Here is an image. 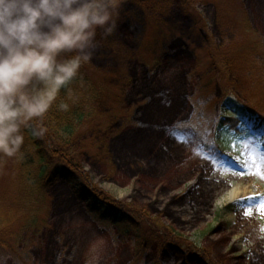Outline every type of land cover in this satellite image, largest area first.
I'll use <instances>...</instances> for the list:
<instances>
[{
  "label": "rangeland",
  "instance_id": "rangeland-1",
  "mask_svg": "<svg viewBox=\"0 0 264 264\" xmlns=\"http://www.w3.org/2000/svg\"><path fill=\"white\" fill-rule=\"evenodd\" d=\"M97 41L80 71L88 83L74 88L84 119L68 144L48 138L92 184L147 214L142 239L90 214L65 181L26 208L13 202L19 164L2 157L0 197L38 223L1 231L13 236L0 243V261L264 264V179L210 158L239 156L245 149L231 146L244 136L264 171V0H125L113 34ZM238 113L248 117L243 131ZM234 186L248 194L232 199Z\"/></svg>",
  "mask_w": 264,
  "mask_h": 264
},
{
  "label": "clouds",
  "instance_id": "clouds-1",
  "mask_svg": "<svg viewBox=\"0 0 264 264\" xmlns=\"http://www.w3.org/2000/svg\"><path fill=\"white\" fill-rule=\"evenodd\" d=\"M124 3L0 0V158L21 153L26 129L42 136L53 105L67 112L77 102L72 82L91 62L98 34L115 31Z\"/></svg>",
  "mask_w": 264,
  "mask_h": 264
},
{
  "label": "trees",
  "instance_id": "trees-1",
  "mask_svg": "<svg viewBox=\"0 0 264 264\" xmlns=\"http://www.w3.org/2000/svg\"><path fill=\"white\" fill-rule=\"evenodd\" d=\"M81 81L88 83V78L80 72V75L72 82L71 87L75 88ZM84 93L86 95L84 99L90 101L95 96L96 90L87 86ZM61 95H64L63 91ZM69 103L71 106L67 112L60 110L57 105H53L47 116L42 118L45 128L42 136H33L32 129L25 130V144L21 153L17 157H13V160L19 164L17 170L20 173V177L15 181V188L17 187L19 192L17 200H13V202L16 201L26 208L28 202H38L36 196L42 197L41 193L50 183L63 180L70 185L77 198L84 201L91 211L104 216L105 220L115 225L120 231L126 234L134 232L142 239L140 226L142 223L148 222L147 214L142 211L130 213V208H126L124 203L92 184L89 174L82 165H75L65 157L69 153L65 151L60 153L51 147V141L59 145L68 144L69 139L71 140L75 134L76 127L87 113L81 111L82 104L80 102L77 101L76 105ZM228 118L229 120L234 119L233 116ZM48 136L52 137L51 141H49ZM33 195H35V200H32ZM12 204V202L6 203L0 197V243L3 244H7L12 238L10 236L13 235L3 236L5 233L2 235L1 231L10 233L13 227L19 230L36 226L38 223L36 212H33L34 215H32L30 224L28 217H24L25 214H22L23 211L18 212L13 208H8ZM4 205L6 207H3ZM6 209H11V211L9 213L2 212ZM19 232H15V234H19ZM191 257L196 260L199 258L193 255Z\"/></svg>",
  "mask_w": 264,
  "mask_h": 264
},
{
  "label": "snow or ice",
  "instance_id": "snow-or-ice-1",
  "mask_svg": "<svg viewBox=\"0 0 264 264\" xmlns=\"http://www.w3.org/2000/svg\"><path fill=\"white\" fill-rule=\"evenodd\" d=\"M233 109V111H236L235 105H228ZM236 119L240 121L239 124L236 125L237 131H243L245 127L248 125V117L246 114L238 113ZM195 134V133H194ZM251 135H249L248 139H251ZM232 149L235 150L237 147H241L245 149V151L241 152L239 156H233L231 152H225L220 155H212L211 161L213 166H224L227 165L228 161H232L234 164L237 165V171L241 175L247 174V175H259L260 178L264 179V171H260V166L257 162V159L255 156L251 155L247 150L250 148V144L247 142L246 138L244 136H240L237 138V142L232 144ZM244 156H249V159H242ZM262 160H264V157H261ZM230 166V165H228ZM251 168L257 169L256 172L251 171ZM245 200H250L251 197L244 198ZM262 214H264V202L260 204V207L258 209ZM245 215H251V208H249ZM262 232H264V228L261 229ZM0 264H3L2 261H0Z\"/></svg>",
  "mask_w": 264,
  "mask_h": 264
},
{
  "label": "bare ground",
  "instance_id": "bare-ground-1",
  "mask_svg": "<svg viewBox=\"0 0 264 264\" xmlns=\"http://www.w3.org/2000/svg\"><path fill=\"white\" fill-rule=\"evenodd\" d=\"M230 197L232 199L242 198L243 196L248 194V190L245 188H241L240 186H234L229 189Z\"/></svg>",
  "mask_w": 264,
  "mask_h": 264
}]
</instances>
